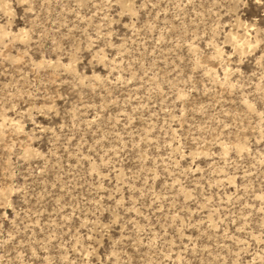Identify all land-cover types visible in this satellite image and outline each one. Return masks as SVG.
<instances>
[{
  "label": "rangeland",
  "instance_id": "374dc122",
  "mask_svg": "<svg viewBox=\"0 0 264 264\" xmlns=\"http://www.w3.org/2000/svg\"><path fill=\"white\" fill-rule=\"evenodd\" d=\"M0 264H264V0H0Z\"/></svg>",
  "mask_w": 264,
  "mask_h": 264
}]
</instances>
